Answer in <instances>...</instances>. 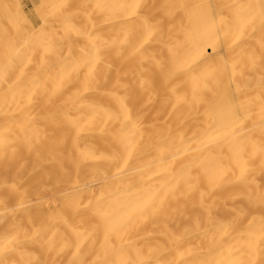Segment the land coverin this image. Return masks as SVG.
Returning a JSON list of instances; mask_svg holds the SVG:
<instances>
[{"label":"bare ground","instance_id":"bare-ground-1","mask_svg":"<svg viewBox=\"0 0 264 264\" xmlns=\"http://www.w3.org/2000/svg\"><path fill=\"white\" fill-rule=\"evenodd\" d=\"M0 5V264H264V0Z\"/></svg>","mask_w":264,"mask_h":264},{"label":"rangeland","instance_id":"rangeland-1","mask_svg":"<svg viewBox=\"0 0 264 264\" xmlns=\"http://www.w3.org/2000/svg\"><path fill=\"white\" fill-rule=\"evenodd\" d=\"M22 1L25 2V10L32 17L35 18V16H36V13H35V4L37 5L38 2H39V0H22ZM0 10H2V6L1 5H0ZM9 14L11 16H13L12 11H10ZM5 27H6V23L5 22L0 23V31H4ZM2 47H3V42L0 40V52L2 51Z\"/></svg>","mask_w":264,"mask_h":264}]
</instances>
